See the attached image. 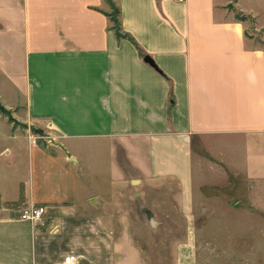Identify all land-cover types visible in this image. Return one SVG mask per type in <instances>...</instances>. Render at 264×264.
Masks as SVG:
<instances>
[{
  "label": "crops",
  "instance_id": "1",
  "mask_svg": "<svg viewBox=\"0 0 264 264\" xmlns=\"http://www.w3.org/2000/svg\"><path fill=\"white\" fill-rule=\"evenodd\" d=\"M115 1L143 53L105 0H0V101L54 135L0 142V264H149L96 194L128 173L179 185L189 226L174 264L198 262L196 188L213 164L243 174L264 216V0ZM30 204L47 207L36 224L20 219Z\"/></svg>",
  "mask_w": 264,
  "mask_h": 264
},
{
  "label": "rangeland",
  "instance_id": "2",
  "mask_svg": "<svg viewBox=\"0 0 264 264\" xmlns=\"http://www.w3.org/2000/svg\"><path fill=\"white\" fill-rule=\"evenodd\" d=\"M236 2L228 0L230 10H236ZM246 25L250 35L254 32L253 21L247 19ZM0 104L4 106L1 101ZM5 108L10 114L0 111L1 143L10 141L7 133L15 132L23 134L30 143V135L37 142L53 140L54 135L49 132L53 127H29L18 117L19 113ZM213 166L208 182L196 188L197 264H264V216L251 214L246 208L243 174L232 165ZM128 175L127 181L102 184V190L96 193L105 203L108 219L120 226L123 218L149 264H174L178 244L186 238L189 226L177 201L179 185L165 182L153 190Z\"/></svg>",
  "mask_w": 264,
  "mask_h": 264
},
{
  "label": "trees",
  "instance_id": "3",
  "mask_svg": "<svg viewBox=\"0 0 264 264\" xmlns=\"http://www.w3.org/2000/svg\"><path fill=\"white\" fill-rule=\"evenodd\" d=\"M105 1L110 6V11H106L105 13L109 17V19L112 23V29L115 31L117 37L119 39H122V38L130 39L135 44V46L138 48L140 53H143V50L140 48V46L135 41V39L130 34L123 31L122 22H121V8H120V6L116 3L115 0H105ZM235 17L240 21H246L247 19L250 18L249 16L242 14L240 12H235ZM0 111L2 113L6 114V116H7V114H10L9 111L1 104H0ZM9 121H13V119L10 118ZM34 131L39 132V131H41V129H34Z\"/></svg>",
  "mask_w": 264,
  "mask_h": 264
},
{
  "label": "built area",
  "instance_id": "4",
  "mask_svg": "<svg viewBox=\"0 0 264 264\" xmlns=\"http://www.w3.org/2000/svg\"><path fill=\"white\" fill-rule=\"evenodd\" d=\"M179 2H184L185 0H177ZM50 127H53L52 124H49ZM30 140L32 143H37L36 138L30 135ZM47 212V207L44 205L30 204L25 206L20 213V219L30 221L34 224L40 222L44 219ZM61 264H76V259L74 255L68 254L64 257V260Z\"/></svg>",
  "mask_w": 264,
  "mask_h": 264
},
{
  "label": "water",
  "instance_id": "5",
  "mask_svg": "<svg viewBox=\"0 0 264 264\" xmlns=\"http://www.w3.org/2000/svg\"><path fill=\"white\" fill-rule=\"evenodd\" d=\"M145 60L148 63H150L152 66L156 67V64H155L154 60L149 55L145 56Z\"/></svg>",
  "mask_w": 264,
  "mask_h": 264
}]
</instances>
